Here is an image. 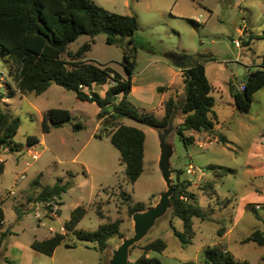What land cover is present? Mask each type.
Wrapping results in <instances>:
<instances>
[{
	"label": "rangeland",
	"instance_id": "obj_1",
	"mask_svg": "<svg viewBox=\"0 0 264 264\" xmlns=\"http://www.w3.org/2000/svg\"><path fill=\"white\" fill-rule=\"evenodd\" d=\"M92 1L110 12L137 18L139 29L134 36L135 45L128 44V41L108 45L107 36L101 34L81 60L109 66L125 75V52L132 55L136 61L134 84L143 89L140 93L144 99L140 93H132L129 101L141 113L157 117L164 115L159 105L162 94L154 91L155 99L146 98L144 87L158 83L170 86L165 74L157 69L168 61L165 59L167 53L204 57L207 77L214 86L212 96L218 117L216 131L194 133L195 137L198 136V144L186 145L177 133L184 119L179 112L171 126L173 133L169 136L173 146L170 159L173 186L178 180L189 181V191L197 195L200 205L209 213L208 219H194V242L183 247L171 227L174 225L183 231L182 222L173 216L174 208L169 209L130 249V264L136 262L144 254L145 247L157 239H164L168 248L163 254L149 252L148 258L158 259L162 264H206L205 249L224 244L219 234L222 229V235L227 231L231 233L227 243L231 255L247 264H264V247L241 243L243 238L252 236L257 230H264V205L261 210L256 209L257 204L243 206L249 188L263 186L260 179L249 183L245 164L251 144L264 137V88L255 94L251 111L247 114L235 108L229 88L230 82L236 87L242 82L238 76L240 66H245L251 73L262 62L264 39L256 37L264 33V0ZM252 36L254 39L250 40ZM89 41V37L82 36L69 46L63 59L69 63L75 61L69 53L75 54ZM235 41H240V48L235 46ZM10 65L9 55L0 57L3 88L7 93L16 92L5 106L6 112L20 120L13 142L24 148L16 152L7 148L0 155L5 162L4 173L0 176V196L4 199L6 230L10 231L0 245V264H110L111 257L124 240L134 236L135 222L130 210L138 203L145 204V211L155 207L167 191L159 167V132L130 119L120 121L146 135L144 172L132 184L125 174L121 154L108 135L113 130L112 122L99 118L100 108L96 103L81 101L74 92L56 84L40 96L22 95ZM148 66L152 67L149 69ZM176 84L185 90L184 82ZM108 88L109 85L97 86L95 91L104 96ZM167 96L168 91L164 98ZM179 98L184 100L185 94L182 92ZM54 108L69 110L72 120L45 134L44 114ZM192 134L187 133V136ZM221 135L227 139L226 143L221 141ZM30 136H37L40 142L28 146L27 138ZM29 150L39 153L37 161L31 158ZM191 165L205 173L200 180L198 178L202 175L187 173ZM212 165L233 169L235 174L217 173V169L214 172L210 169ZM179 171L182 172L180 176ZM61 178L72 183L59 201L63 203V206H58L62 215H52L46 206H40L38 211L36 198L42 188L54 186ZM254 201L264 204L263 197H254ZM80 206L86 209L87 214L78 225V231L95 232L102 225L120 223L119 235L109 241L103 254L94 249L93 243H81L71 233L67 235L65 244L75 247L67 248L62 244L51 257L31 248L35 241L51 238L57 233L67 234L64 225ZM38 213L40 217H37Z\"/></svg>",
	"mask_w": 264,
	"mask_h": 264
},
{
	"label": "trees",
	"instance_id": "obj_2",
	"mask_svg": "<svg viewBox=\"0 0 264 264\" xmlns=\"http://www.w3.org/2000/svg\"><path fill=\"white\" fill-rule=\"evenodd\" d=\"M104 29L115 32V36H107L108 45H117L128 41L135 45L134 36L139 29L137 18L110 12L92 0H0V57L10 56V68L17 88L22 95L44 94L53 84L74 92L77 98L84 102L96 103L100 108L99 118L112 122V132L108 135L111 142L121 154V162L125 165V174L130 183L135 184L144 172L145 163V133L135 127L121 124L123 119H130L149 126L153 129H166L173 125L178 113L184 116L177 133L185 144H195V134L213 132L218 124V117L214 110L215 99L212 94L214 86L207 77L206 60H198L190 69L182 70L183 82L186 85L185 99L172 89L161 88L160 93L169 92L162 105L164 115L157 117L151 113H141L129 101L133 88L136 61L132 55L125 52V75L109 66L85 62L84 54L92 49L96 37L103 34ZM82 36L90 41L84 44L75 54L69 53L75 61L69 63L63 55L69 46L77 42ZM264 39L262 36L256 37ZM254 37H250L253 40ZM246 45V44H245ZM136 49V46H134ZM250 81L243 91L238 90L231 82L230 94L235 108L241 113H250L253 99L257 92L264 88V55L257 70L250 73ZM0 74V155L9 148L12 152L20 151L23 145L14 144V138L20 128V120L13 118L6 112V101L14 98L16 92L7 93L2 85ZM109 85L104 96L95 91L97 86ZM87 90V91H86ZM72 120L69 110L54 108L48 110L43 117V133H50L52 128H60ZM80 127V125H79ZM187 133H193L187 136ZM224 143L227 139L221 138ZM40 142L37 136L27 138V145L32 146ZM4 161L0 163V176L4 173ZM217 173L235 174V170L217 166H210ZM179 176L181 171L177 172ZM71 177L74 176L70 173ZM178 176V177H179ZM37 184L38 181H35ZM72 186L71 181L59 179L54 186H45L36 198L39 203H52L63 206L59 202L62 195ZM189 181L176 182L172 197L175 218L181 220L183 231L171 225L174 236L183 247L193 244L196 232L194 219L206 221L209 213L200 205L199 198L189 191ZM4 199L0 196V245H2L10 231L5 230ZM146 210L145 204L138 203L130 210V214ZM84 207L76 208L71 218L65 223L67 234L57 233L53 237L35 241L31 248L46 256H53L59 246L65 244L69 233L73 234L81 243H93L94 249L103 254L108 248L109 241L119 235V222L102 225L95 232L78 231L77 227L86 216ZM62 215L58 211V216ZM222 230L219 234L222 236ZM264 247V230H257L244 241ZM67 248H74L65 244ZM168 248L164 239H157L145 247L144 254L131 264H162L158 259L147 257L149 252L163 254ZM206 264H247L237 260L233 255L220 246L205 249ZM8 264H14L8 262ZM191 264V263H190Z\"/></svg>",
	"mask_w": 264,
	"mask_h": 264
},
{
	"label": "water",
	"instance_id": "obj_3",
	"mask_svg": "<svg viewBox=\"0 0 264 264\" xmlns=\"http://www.w3.org/2000/svg\"><path fill=\"white\" fill-rule=\"evenodd\" d=\"M103 34L110 37L115 36V32L110 29H104ZM203 58L204 57L200 55L193 56L175 52L167 53L165 55V59L180 70L193 68L197 64V61L202 60ZM238 76L241 77L244 82H249L251 78L250 74H247L243 67L239 68ZM171 126L172 125L166 129H155L159 132L161 150L159 167L162 171L167 191L162 194L159 203L155 207L147 211L137 212L133 215V220L135 222L134 236L130 239L124 240L120 249L115 251L111 257L110 264H130V249L146 236L156 222L167 214L169 209L173 208L172 197L175 188L173 186V172L170 162L173 154V146L171 145L169 138L173 133Z\"/></svg>",
	"mask_w": 264,
	"mask_h": 264
},
{
	"label": "crops",
	"instance_id": "obj_4",
	"mask_svg": "<svg viewBox=\"0 0 264 264\" xmlns=\"http://www.w3.org/2000/svg\"><path fill=\"white\" fill-rule=\"evenodd\" d=\"M158 64V63H157ZM162 65H160L157 69H159L162 73L165 74L166 78H168V83L170 86H164L162 84H157L156 86H145L144 87V91L146 90L145 92V95H146V98H151V99H155L157 96L155 95V92L154 91H157L158 94H162V96L160 97V101H159V105L162 107L164 101L166 100V98H164V95H166V93H160L159 89L161 88H167V89H173V91L177 92L179 95H181V93L183 92L185 94V90H184V87L183 86H177L176 83L178 82H183V78H182V70L174 67L171 63H169L168 61L166 63H161ZM206 65V64H205ZM152 66H148L147 68H151ZM246 73L247 74H250L247 70V68L245 66H242ZM241 68V66H240ZM148 70V69H147ZM157 70V72L159 71ZM163 76V75H162ZM164 76V77H165ZM238 80V79H237ZM242 80V79H241ZM134 81H135V78L133 79V88H132V92L131 94H138L140 93L141 91H143V89L141 90L140 88H137L134 84ZM238 82H240V80H238ZM242 83V82H241ZM240 83V84H241ZM239 83H237V87L238 85H240ZM130 94V95H131ZM141 94V93H140ZM142 97H143V94H141ZM168 97V96H167ZM144 99V97H143ZM149 109H153V108H149ZM216 131V129L214 130ZM213 131V132H214ZM225 136L221 135L220 138H222ZM222 141V139H221ZM223 142V141H222ZM196 145L198 144V136L196 137ZM208 143V142H207ZM224 143V142H223ZM200 145V144H199ZM206 145V143H205ZM200 146H203L204 145H200ZM246 169H248V172H247V178H248V181L249 183H253L254 180H257V179H260L263 183V186L260 188L258 186H251L249 188V192L246 194L248 195V197H246L244 199V205L246 204H261V205H264L262 202H259V201H254V197H258V198H264V137H261V138H257L256 141H254L250 148H249V152H248V158H247V162H246ZM251 169L253 171H251ZM250 171V172H249ZM205 174V173H204ZM200 176L198 178V180H200L203 176ZM253 180V181H252ZM263 192V193H262ZM253 197V198H252ZM252 199V200H251ZM229 200V199H227ZM242 213V212H241ZM257 219H258V216H255ZM241 220V217L239 220H236L235 224L233 225V227L235 228L237 223ZM181 221V220H180ZM6 224H7V221L5 219V230H6ZM231 237V233L230 231H227L225 234H223L221 237H220V240L224 243L222 248L225 249L227 252L230 253L229 251V248H228V240L230 239ZM250 237V236H249ZM248 237L246 238H243L241 240V243L245 244L244 241L245 239H247ZM220 245V244H219ZM218 245V246H219ZM39 253V252H38ZM231 254V253H230ZM238 260V259H237ZM16 264V263H14Z\"/></svg>",
	"mask_w": 264,
	"mask_h": 264
},
{
	"label": "built area",
	"instance_id": "obj_5",
	"mask_svg": "<svg viewBox=\"0 0 264 264\" xmlns=\"http://www.w3.org/2000/svg\"><path fill=\"white\" fill-rule=\"evenodd\" d=\"M246 36H247V34H246ZM235 46H236L237 48H240V47H241V43H240V41H235ZM237 88H238V90L243 91V90L245 89V85H244V83H241L240 85H238ZM28 153H29V155L31 156V158H32L34 161H37V160L39 159V157H40L39 153L36 152V151H34V150H29ZM3 161H4L3 159H0V163H2ZM187 173H188L189 175H196L197 173H198L199 175H203V174H204V172L199 171L198 169H196V168L193 167L192 165L189 166V168H188V170H187ZM21 179H25V177H22ZM12 194H14V192H12ZM40 206H44V207L46 206V207H48L52 215L59 217V216H58V206H59L58 204H52V203H39V204H38V207H36L38 211L41 210V207H40ZM261 208H262V205H261V204H258V205L256 206V209H257V210H261ZM40 216H41L40 213H38V214H37V217H40Z\"/></svg>",
	"mask_w": 264,
	"mask_h": 264
}]
</instances>
